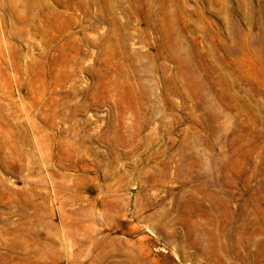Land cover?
Segmentation results:
<instances>
[{"label":"rangeland","instance_id":"374dc122","mask_svg":"<svg viewBox=\"0 0 264 264\" xmlns=\"http://www.w3.org/2000/svg\"><path fill=\"white\" fill-rule=\"evenodd\" d=\"M0 264H264V0H0Z\"/></svg>","mask_w":264,"mask_h":264}]
</instances>
